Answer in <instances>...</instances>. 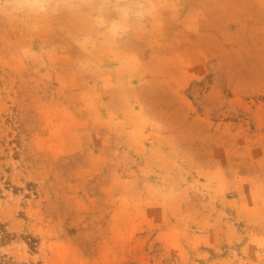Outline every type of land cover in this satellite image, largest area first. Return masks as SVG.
I'll return each mask as SVG.
<instances>
[{
    "label": "rangeland",
    "instance_id": "obj_1",
    "mask_svg": "<svg viewBox=\"0 0 264 264\" xmlns=\"http://www.w3.org/2000/svg\"><path fill=\"white\" fill-rule=\"evenodd\" d=\"M0 0V264H264V0Z\"/></svg>",
    "mask_w": 264,
    "mask_h": 264
},
{
    "label": "clouds",
    "instance_id": "obj_2",
    "mask_svg": "<svg viewBox=\"0 0 264 264\" xmlns=\"http://www.w3.org/2000/svg\"><path fill=\"white\" fill-rule=\"evenodd\" d=\"M39 6V0H16L14 10L24 13L35 10Z\"/></svg>",
    "mask_w": 264,
    "mask_h": 264
}]
</instances>
